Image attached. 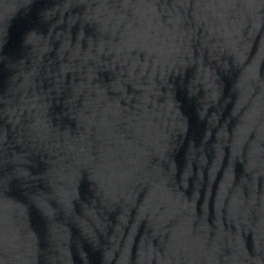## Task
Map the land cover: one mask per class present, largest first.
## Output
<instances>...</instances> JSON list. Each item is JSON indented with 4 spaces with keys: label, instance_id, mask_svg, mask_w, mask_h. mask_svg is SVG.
Returning <instances> with one entry per match:
<instances>
[{
    "label": "water",
    "instance_id": "obj_1",
    "mask_svg": "<svg viewBox=\"0 0 264 264\" xmlns=\"http://www.w3.org/2000/svg\"><path fill=\"white\" fill-rule=\"evenodd\" d=\"M0 264H264V0H0Z\"/></svg>",
    "mask_w": 264,
    "mask_h": 264
}]
</instances>
